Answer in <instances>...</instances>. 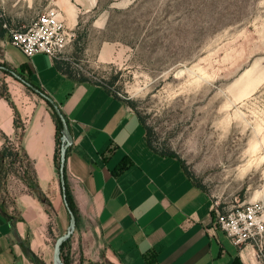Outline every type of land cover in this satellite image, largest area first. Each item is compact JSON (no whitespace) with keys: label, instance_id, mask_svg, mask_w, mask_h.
<instances>
[{"label":"crops","instance_id":"obj_1","mask_svg":"<svg viewBox=\"0 0 264 264\" xmlns=\"http://www.w3.org/2000/svg\"><path fill=\"white\" fill-rule=\"evenodd\" d=\"M57 3L66 26L76 30L71 3ZM0 25V66L50 97L68 122L64 187L78 214L66 239L71 264L80 258L83 264H256L252 245H233L215 226L210 195L181 161L149 145L126 100L62 61L27 58L9 35L24 26L7 19ZM0 71L8 95L0 96V151L7 144L28 159L3 164L0 264H54L55 243L69 231L70 216L55 164L53 111L40 94Z\"/></svg>","mask_w":264,"mask_h":264},{"label":"rangeland","instance_id":"obj_2","mask_svg":"<svg viewBox=\"0 0 264 264\" xmlns=\"http://www.w3.org/2000/svg\"><path fill=\"white\" fill-rule=\"evenodd\" d=\"M57 1L0 0V19L27 26L47 8L64 14ZM66 1L78 17L67 69L126 100L216 211L264 201V0ZM253 66L260 82L241 91ZM256 253L264 264V241Z\"/></svg>","mask_w":264,"mask_h":264},{"label":"built area","instance_id":"obj_3","mask_svg":"<svg viewBox=\"0 0 264 264\" xmlns=\"http://www.w3.org/2000/svg\"><path fill=\"white\" fill-rule=\"evenodd\" d=\"M9 35L10 43L27 58L45 54L62 62L68 60V47L75 38L74 31L66 26L62 12L56 7L45 9L20 30L10 29ZM216 212L215 226L224 232L233 245H252L256 252H262L264 201L243 203L224 214Z\"/></svg>","mask_w":264,"mask_h":264},{"label":"trees","instance_id":"obj_4","mask_svg":"<svg viewBox=\"0 0 264 264\" xmlns=\"http://www.w3.org/2000/svg\"><path fill=\"white\" fill-rule=\"evenodd\" d=\"M4 90H5V93H1L0 96L5 97L8 100V95L6 94V88ZM48 104H49V107H51V109L53 111V119H54L55 125H56V145H57V147H56V153H55V164H56V168H57V170L59 172L60 166H61V164H60V150H61V147H62V144H63L62 143V134H61L62 124H61V121H60L59 117L54 112L52 105L50 103H48ZM16 117H17V112H16ZM15 122H16L15 123L16 126L18 127L19 125H18V122H17L16 118H15ZM147 135H148V131H147ZM148 143L151 146L149 140H148ZM67 151H68V148L66 149L65 157L67 156ZM164 155L177 157L173 153H168V154H164ZM6 159L10 160L11 166H13V164H15L17 161L28 160L26 155L24 153H22L21 149H19L17 152H14L11 149V147H9L6 144L3 147V149L0 151V176L4 172L7 171V170L5 171L3 169V164H4V161ZM63 172H64V179H65V166L63 168ZM25 173H26V171H25ZM65 200H66L67 208L74 215L75 220H76V224H77V222H78L77 210H76L75 204H74V202H73V200L71 198V195H70V193H69V191H68V189L66 187V184H65ZM65 250H67V253H65ZM60 256L62 258V263L63 264H71L72 263V259L70 257V252H69L68 241L62 242V244L60 246ZM80 264H83V259L82 258H80ZM233 264H241V263L234 262Z\"/></svg>","mask_w":264,"mask_h":264},{"label":"water","instance_id":"obj_5","mask_svg":"<svg viewBox=\"0 0 264 264\" xmlns=\"http://www.w3.org/2000/svg\"><path fill=\"white\" fill-rule=\"evenodd\" d=\"M1 70H4L6 72H9L11 75H13L14 77H16L18 80L22 81V83H24L27 87H29L30 89H32L34 92L40 94V96L45 99L48 103H50L53 107L54 112L56 113V115L59 117L61 124H62V129H61V134H62V147L60 150V170H59V176H60V180H61V185H62V190H63V199L65 202V205L67 207L66 204V200H65V187H64V172H63V168L65 165V152L66 149L71 145L72 142V138H71V134L69 131V126H68V122L65 118V116L63 115L61 109L53 102V100L48 97L47 95H45L44 93L39 92L38 89L34 88L32 85H30L29 83H27L26 81H24L20 76H18L16 73L9 71L7 68L0 66ZM69 211V210H68ZM69 216H70V229L69 231L59 237L55 243V247H54V264H62L60 261V246L62 244V242L66 241V239L70 236V234L73 232V230L75 229L76 226V220L74 215L69 211Z\"/></svg>","mask_w":264,"mask_h":264},{"label":"bare ground","instance_id":"obj_6","mask_svg":"<svg viewBox=\"0 0 264 264\" xmlns=\"http://www.w3.org/2000/svg\"><path fill=\"white\" fill-rule=\"evenodd\" d=\"M253 71H254V66L251 67L249 70L245 71L242 75V78L237 82V83L242 82V84L239 85L241 91H245L249 89H250L249 91H253L260 82V78H258L257 76L259 72L253 73Z\"/></svg>","mask_w":264,"mask_h":264}]
</instances>
